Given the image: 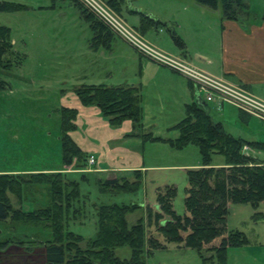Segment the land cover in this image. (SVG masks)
<instances>
[{
	"label": "rangeland",
	"instance_id": "1",
	"mask_svg": "<svg viewBox=\"0 0 264 264\" xmlns=\"http://www.w3.org/2000/svg\"><path fill=\"white\" fill-rule=\"evenodd\" d=\"M0 1L27 4L31 7L27 10L28 6L22 5L24 10L0 13V25L11 29V52L7 57L10 66L4 67V64H0V89L5 87L4 90H7L3 86L6 83L14 87L12 96L0 90V170L44 167L48 162L47 158L55 164L56 137L61 130V109H76L75 129L69 135L88 158L85 165H82L83 160L74 161L70 166L63 165L59 142L58 167H61L59 173L66 174L69 180L79 184L84 212L74 216L70 213L65 224L66 229L85 239L94 238V207L99 204H134L137 209L129 212L126 217L128 226L142 219L146 237L162 239L153 224L148 225V208L151 211L157 208V192L171 187L175 190L173 210L177 215H185L184 199L188 188L186 173L188 170L200 168L202 159L194 145L175 150L164 141L143 142L140 134L150 133L162 140L175 139L178 136L173 127L185 117V105L192 103L188 92L183 93L184 83L186 85L188 81L179 76L177 78L181 80L172 83L168 68L140 55L130 43L120 38L119 34L78 0ZM70 1L84 7L96 22H100L107 29L111 35L108 50L104 46L97 47L98 43L92 42L93 33L88 23L81 18L80 11ZM194 1L121 0V11L118 13L105 0H95L116 22L129 31H134L149 47L170 58L186 61L196 70L205 73L188 60L172 55L151 43L144 36L146 31L138 30L139 23L137 25L135 16H129L131 12L127 9V2H130L138 11L158 17L166 23V26L159 27L163 30L162 35H167L170 45L174 43L168 30H173L189 45L191 51H197L200 45L198 33L202 29L197 31L196 26L193 28L192 25L201 18L203 9L194 7ZM253 8L255 13L260 11L254 5ZM191 57L194 59L193 53ZM140 61L150 64L142 69ZM156 69L167 71L165 75H161ZM91 84L139 87L142 95V127L133 130L132 124L125 122L119 128H112L96 107H83L74 90L81 85ZM204 105L210 108L213 120L220 122L229 135L246 141H264L261 136L264 134V124L260 121L250 117L246 125L232 106L224 104L223 110L217 111L219 108L214 104L205 102ZM76 106L94 108L99 116H83ZM12 133L18 139L9 143L8 137ZM244 153L248 158L264 165V151L247 148ZM91 157L94 162L92 165L88 161ZM224 164L223 156H212L211 167H223ZM134 171H140L142 176L141 185L134 193L105 194L98 187L97 181L106 179L131 181ZM29 174L36 173L19 175ZM27 192L22 197L21 207L24 210H33L47 201L43 186L32 185ZM11 200L14 208H18L20 204L16 199L11 196ZM37 227L23 226L10 219L0 223L1 237L12 235L17 240L36 243V248L30 254H25L17 245L8 246L0 251V264H43L38 244L49 237L50 231ZM226 230L227 233L241 232L247 238V244L228 249L226 264H264V203L257 208L249 204H229ZM218 241L219 239L214 243ZM163 244L164 248L155 250L152 254L145 251L144 264H217L210 259V251L202 252L206 259L203 263L193 250L181 248V245L175 243ZM115 254L120 259H128L130 251L127 247H121L115 250Z\"/></svg>",
	"mask_w": 264,
	"mask_h": 264
},
{
	"label": "trees",
	"instance_id": "2",
	"mask_svg": "<svg viewBox=\"0 0 264 264\" xmlns=\"http://www.w3.org/2000/svg\"><path fill=\"white\" fill-rule=\"evenodd\" d=\"M105 1L120 13L121 0ZM218 1L195 0L198 5L211 10L216 9ZM73 4L92 31V42L98 43L97 47L104 46L108 50L111 35L107 29L100 22H96L80 4L75 1ZM220 5L223 17L229 20H236L246 8L243 0H220ZM24 9L22 5L0 1V13ZM139 17L138 30L141 32L152 27L166 26L165 23L141 13ZM168 33L174 45L183 49L181 38L173 30H168ZM10 52V29L0 26V64H4V67L10 66L7 61ZM74 94L83 107H96L112 128H119L125 122H130L133 130L142 127V96L139 88L91 84L79 86L74 90ZM76 116V109H61L59 142L61 162L65 166L80 160H83L82 165H85L88 158L82 154L69 135L75 129ZM173 128L178 133L175 139L162 140L150 133L140 134L143 142L164 141L175 150L194 145L202 159L200 168L188 170L186 173L188 188L184 199L185 215H177L173 210L175 190L171 187L157 192V208L152 211L148 208V225L153 224L163 240L153 236L146 237L142 219L128 226L126 217L129 212L137 209L134 204H99L94 207V238L85 239L68 231L65 227L68 215L83 214L84 200L81 198L79 184L69 180L64 173H39L28 176L1 174L0 223L10 219L23 226L37 225L39 229L49 230V237L38 244L43 264H144L145 251L152 254L155 250L164 248L163 243H175L181 245V248L193 250L203 263L206 259L203 258L202 252L210 251V259L213 262L226 264L229 248L247 244L243 233H227L228 205L249 204L257 208L264 203V165L248 158L243 148L264 151V143L229 135L221 123L213 120L207 106L195 102L185 106V117ZM213 155L224 157L223 167L210 166ZM133 177L131 181L106 179L97 181V184L105 194L134 193L141 185V172L134 171ZM32 185L44 187L47 201L33 210H24L21 207L22 197ZM11 196L20 204L18 208H14ZM217 239L219 241L214 243ZM10 245H17L25 254L33 253L32 250L36 248L35 242L17 240L16 236L0 238V251ZM121 247L129 249L128 259L116 256L115 250Z\"/></svg>",
	"mask_w": 264,
	"mask_h": 264
},
{
	"label": "crops",
	"instance_id": "3",
	"mask_svg": "<svg viewBox=\"0 0 264 264\" xmlns=\"http://www.w3.org/2000/svg\"><path fill=\"white\" fill-rule=\"evenodd\" d=\"M243 2L246 8L244 9L243 12L239 14V17L236 20H229L223 17L220 0L218 1L217 7L214 10L200 6L197 3H195V1L193 2L192 5L194 7L199 6L202 7L201 9H203L201 10L203 11L201 18L199 17L196 20V22H193L192 25L193 28L196 26L197 31H200V29H202V32L198 33L199 34L198 40L200 41V45L197 51H191V48L184 40H182L184 43L183 49L177 48L174 44H172L173 46L170 45L171 43L167 38V35L165 34L162 35L163 30L160 27L159 28L153 27L148 29L145 32L144 36L151 43H153L160 49L172 55L179 56L181 58L188 60L189 62H191L193 65H195L197 68L204 71L205 73L220 78L222 80H225L228 83L233 84L237 87H240L241 89L251 94L255 98L264 102V0H254V2L250 0H243ZM22 5L28 6L27 10L31 8L27 4H22ZM253 5L255 6L256 10H260L258 11V13H255V11H253L255 10L253 8ZM127 9L129 12H131L129 16L130 15L135 16L138 25L140 18L139 13L141 14L144 13L135 9L130 2H127ZM144 15H147L155 20H159L160 22H163L161 21V19L153 15L146 13ZM0 26H4V25H0ZM192 53L194 59L191 57ZM149 64L150 63L147 61L145 63H142L140 61V66L142 67V69ZM156 70L159 73H161V75L162 74L165 75L166 74L165 71H167L164 69H163L164 71L158 69ZM168 71H170L171 77L176 76L174 77V79L169 77L172 83L177 80H181L178 79L180 75L176 74L171 70ZM3 86H6L7 90H4L5 87L0 90H2L3 92H8V94L12 96L14 93L13 91L14 87L8 83L3 84ZM119 87H123V86H119ZM125 87L139 88L136 86H125ZM184 87L185 88H183V93L188 92V95L191 98L192 103L195 102L201 105L205 103L203 97L197 93V91L194 89L192 85L189 84V82H187L186 85L184 83ZM223 107L224 106L222 105L217 111H222ZM75 108L80 110L83 116H88L93 118L99 116V112L94 108H79L78 106H76ZM238 113H239V119L243 122H246L247 125L248 119L251 116L247 114H242L240 113V111H238ZM254 119L258 120L257 118ZM260 122L264 124V122L262 121ZM261 136L264 139V134H262ZM8 139L10 140L9 143H12L11 141L18 139V136L12 133L10 137H8ZM56 142H57V146H55V148L57 153L56 155L57 159L55 164L53 160L47 158L48 162L44 167L33 166L29 168L3 169L0 170V175L1 174L19 175L24 173H36V174L59 173L61 169V167H58L59 135H57L56 137ZM259 142L264 143V141H259ZM9 149H10L9 153L10 155H12L13 152L11 150V147H9Z\"/></svg>",
	"mask_w": 264,
	"mask_h": 264
},
{
	"label": "built area",
	"instance_id": "4",
	"mask_svg": "<svg viewBox=\"0 0 264 264\" xmlns=\"http://www.w3.org/2000/svg\"><path fill=\"white\" fill-rule=\"evenodd\" d=\"M91 13L97 16L119 37L130 43L140 55L155 62L186 79L200 94L204 102L220 108L224 104L233 106L238 111L264 122V102L247 93L240 87L227 83L222 79L212 77L196 70L186 61L176 60L149 47L145 42L120 23L116 22L95 0H78ZM247 148L244 147L243 151ZM92 165L93 158H89Z\"/></svg>",
	"mask_w": 264,
	"mask_h": 264
}]
</instances>
